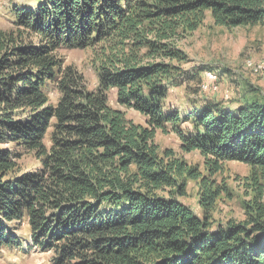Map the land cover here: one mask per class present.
Returning a JSON list of instances; mask_svg holds the SVG:
<instances>
[{"label": "trees", "instance_id": "obj_1", "mask_svg": "<svg viewBox=\"0 0 264 264\" xmlns=\"http://www.w3.org/2000/svg\"><path fill=\"white\" fill-rule=\"evenodd\" d=\"M10 13L14 29L0 32V249L25 246L50 264H264V99L251 90L236 106L205 100L187 112L166 103L185 79L177 43L207 16L225 29L264 26V0H40ZM65 50L93 51L95 88L63 63ZM111 92L142 125L110 106ZM157 132L173 133L202 170L161 148ZM24 154L39 167L22 171ZM231 162L250 169V199L243 220L214 226L226 192L215 177ZM189 183L199 214L179 201Z\"/></svg>", "mask_w": 264, "mask_h": 264}, {"label": "rangeland", "instance_id": "obj_2", "mask_svg": "<svg viewBox=\"0 0 264 264\" xmlns=\"http://www.w3.org/2000/svg\"><path fill=\"white\" fill-rule=\"evenodd\" d=\"M38 1L40 0H0V32L13 30L15 27L11 7H33ZM177 46L187 59L181 65L185 71V79L169 88L167 105L185 112L188 111V104H199L205 100L222 103L223 106H236L241 104L239 101L242 96H247L251 90L264 99V26L225 29L215 26L207 16L204 23L195 32L185 35ZM92 56L91 50L60 52L65 65H72L83 74L89 89L96 86ZM114 95V92L110 93V106L125 112L128 120L142 125L143 121L136 113L124 111L116 105ZM49 96L54 103L56 94L50 91ZM187 126L183 125L184 128ZM49 133L50 130L44 138L47 147ZM155 142L202 170V161L197 154H182L179 151V141L173 133L157 132ZM18 165L22 171H32L39 167L32 154L22 155ZM249 173L250 169L246 165L231 162L224 164L220 175L215 177L217 184L225 185L226 192L221 193L212 213L214 226L223 225L228 220H243L242 202L250 199L245 188ZM196 192V186L189 183L186 196L179 201L199 214ZM19 235L24 240L27 239V229L24 226L20 228ZM50 256L48 253L29 250L25 246L18 250L5 248L0 249V264H50Z\"/></svg>", "mask_w": 264, "mask_h": 264}]
</instances>
